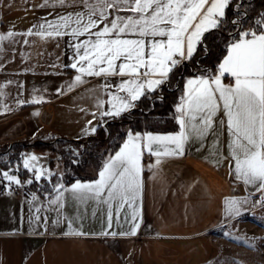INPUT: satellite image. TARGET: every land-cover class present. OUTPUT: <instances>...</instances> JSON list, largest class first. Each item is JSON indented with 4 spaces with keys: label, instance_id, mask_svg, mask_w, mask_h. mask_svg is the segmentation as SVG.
Returning <instances> with one entry per match:
<instances>
[{
    "label": "snow or ice",
    "instance_id": "1",
    "mask_svg": "<svg viewBox=\"0 0 264 264\" xmlns=\"http://www.w3.org/2000/svg\"><path fill=\"white\" fill-rule=\"evenodd\" d=\"M79 2L86 11L69 12L55 21H46L47 28L41 24L39 32L33 33L30 28L22 35L73 38L69 42L72 56L64 67L74 69L77 74L67 85L68 90L84 84L85 77L105 80L101 87L108 99L97 98L100 119L93 113L96 126L88 121L89 128L83 130L85 134L96 133L97 127L103 126L100 120L106 124L107 118L115 120L129 113L136 107V102L147 98L149 93L162 92L170 76L195 56L211 54V46L206 41L214 31H223L226 24H230L233 31L227 34L226 54L216 70L205 69L186 78L172 115L178 131L167 134L128 131L119 150L103 164L97 180L90 183L77 181L70 188H65L62 183L54 184L53 191L57 195L49 201L50 205H57L59 211L63 207L64 192H71L81 203L94 201L97 207L106 206V227L99 235L113 238L136 236L141 228L137 204L144 187V154L156 158L155 165H148L152 169L164 158L185 157L193 148L199 152L205 147L207 138L217 144L213 152L215 164L219 166L226 162L235 180L252 186L255 193L261 194L256 204L264 203V11L257 13V18L244 27L245 21L251 19L245 0ZM48 3L49 0H44L40 7ZM66 3L75 4L77 0H53V5L64 6ZM228 11H233L234 18H228ZM121 12L127 14L120 15ZM14 35L21 33L9 31L6 35L0 34V40ZM113 77H118L119 83H109ZM229 77L233 83H223ZM57 93L63 94V90L58 88ZM41 102L42 96L17 101L20 106ZM105 103L108 107L102 110ZM4 107L6 111L10 110L6 105ZM32 115L38 116L39 112ZM222 134L227 135L226 154L221 151ZM23 155V168L33 173L32 178L21 181L9 168L0 170V183L7 181L10 188L13 184H32L54 175L37 166V155ZM246 203L248 197L228 199L226 214L241 216L242 206ZM125 208L132 209L130 216H124L129 227L127 231L117 232L113 230V221L115 219V223L120 224ZM39 212L37 208L29 217L30 225L39 223ZM92 215H96L95 210ZM59 222L58 219L53 223ZM67 226L69 231L63 233L65 236L94 235L73 228L71 221H67Z\"/></svg>",
    "mask_w": 264,
    "mask_h": 264
},
{
    "label": "crops",
    "instance_id": "2",
    "mask_svg": "<svg viewBox=\"0 0 264 264\" xmlns=\"http://www.w3.org/2000/svg\"><path fill=\"white\" fill-rule=\"evenodd\" d=\"M42 4L44 0H0V20L3 15L5 22L0 26V33H21L6 38L4 44L7 70L1 74L0 86L8 92L0 95V146L9 147L23 141L77 143L92 136L83 130L89 128L88 121L96 126L93 113L100 119L97 98L108 99L101 87L105 83L102 77H85L84 84L68 90L67 85L77 74L74 69L64 67L72 56L69 42L73 38L22 35L30 28L33 33L39 32L41 24L47 28L46 21L77 12L81 3L78 4L77 0L75 4L60 6L49 0L47 6L40 7ZM33 38H36L37 50L32 49L33 56L23 55L22 47ZM14 61L17 63L13 64ZM20 68L25 70L19 71ZM13 76L15 90L12 88L14 83H9ZM189 77L193 76L186 78ZM108 82L115 85L119 78H110ZM223 83L230 84L233 80L229 77ZM58 88L63 90V94L57 93ZM41 96L43 102L38 104L20 106L17 103L18 100L28 101ZM7 101L10 110L6 111L4 102ZM107 107L105 103L102 110ZM33 112H39V115L34 116ZM102 123L104 121L100 120ZM220 140L223 142L221 151L226 154L227 135L222 134ZM216 147L215 140L207 138L205 147L199 152L193 148L185 157L164 158L152 169L148 165H155L156 158L144 154V187L137 204L141 228L136 236L113 238L99 235L106 227V206L97 207L94 201L81 203L71 192H64L63 207L57 211L58 206L49 203L56 192L47 195L32 190L28 192L22 186L13 190L7 184L1 186L0 264H214L220 257V249L214 244V233L241 216L264 207V203L256 204L261 194L255 193L252 186L235 180L226 162L219 166L215 164L213 152ZM54 152L59 155L58 151ZM102 166L90 178L76 179L63 185L70 188L77 181L94 182L99 178ZM234 197H248L239 217L226 214V201ZM37 208L40 209V221L30 225L29 217ZM93 210L96 211L95 216L92 215ZM131 212L132 209L125 208L119 225L114 219L113 230L127 231L129 225L124 216H130ZM65 218L71 221L73 228L94 235H63L69 231ZM58 219L59 223H53Z\"/></svg>",
    "mask_w": 264,
    "mask_h": 264
},
{
    "label": "trees",
    "instance_id": "3",
    "mask_svg": "<svg viewBox=\"0 0 264 264\" xmlns=\"http://www.w3.org/2000/svg\"><path fill=\"white\" fill-rule=\"evenodd\" d=\"M251 6L250 8L248 6ZM245 7L251 19L245 21L244 27H248L252 21L257 18V13L264 11V0H245ZM228 18H234L233 11H228ZM3 15L0 20V26L4 25ZM233 31L230 24L224 26L223 31H214L212 35L207 36L206 43L211 46V54L197 55L192 61L186 62L183 67L179 68L174 75L170 76L169 81L163 86L162 92L150 93L147 98H141L136 102V107L131 109L129 113L122 114L120 118L115 120L108 118L107 123H102V127H97L96 133L90 137L82 138L77 143L86 141L83 145L81 154L73 153L70 159L69 167L76 173L71 177H65L59 180V183L67 184L76 179H87L95 175L102 164L116 151L120 144L127 137V132H171L178 127L172 118L174 106L179 102V97L184 90L183 80L188 76H194L198 72L205 69L214 72L218 66L220 58L224 54L225 40L228 39V32ZM207 35V34H206ZM215 37V39H214ZM20 59V57H19ZM20 65V64H19ZM17 70V69H16ZM25 70L23 68L18 69ZM60 144H70L63 140H57ZM55 144V142L53 143ZM52 144H44L41 142L23 141L22 143H13L9 147L0 146V170L12 169V174L18 178L25 176L26 172L20 167V159L22 155L29 151H42L52 149ZM104 150L99 152V149ZM75 161V162H74ZM51 162V161H50ZM82 163V164H80ZM91 165L93 173L91 175L82 176L79 173L83 166ZM73 171V172H74ZM79 173V174H78ZM57 176V175H55ZM55 177L49 181H42L40 185L30 184L23 187L26 191H36L51 195L54 193L53 184L56 182ZM5 181L0 183L5 186ZM15 185H11L13 190Z\"/></svg>",
    "mask_w": 264,
    "mask_h": 264
},
{
    "label": "rangeland",
    "instance_id": "4",
    "mask_svg": "<svg viewBox=\"0 0 264 264\" xmlns=\"http://www.w3.org/2000/svg\"><path fill=\"white\" fill-rule=\"evenodd\" d=\"M79 3L80 2L78 0V4ZM77 9V12L86 11L82 3L78 5ZM119 14L126 15L127 13L121 12ZM33 40L34 44L32 45L31 43ZM33 40L30 39L28 41V44L22 47L21 52L23 55H32V49H34V51L37 50L38 46L36 44V38H33ZM4 44L5 39L0 40L1 80L2 72H5V70H7V64H5L7 59L4 53ZM16 63V61L13 62V64ZM14 79L15 76L12 77L13 81ZM13 81L11 82L14 83L12 85V88L13 90H15V81ZM5 92H8L6 91V88L0 86V93L5 94ZM4 105L8 107V101L4 102ZM56 141H54L55 144H53L54 142L51 143V151H29L24 153L35 154L39 157L37 166L54 173L52 177H55L57 179H55L56 182L54 184L59 183L58 181L61 180L62 177H71L76 173L69 167V164L71 163L70 159H72L71 155L73 153H77L80 155L82 149L84 148L83 145H85L86 142L82 141L78 145H76L75 143H71V148H68L69 144H60V142ZM44 144H47V142H44ZM102 150H104V147L103 149H99V152ZM54 151H58L59 155ZM23 159L24 155H22L20 159V167L26 172V174L19 179L21 181H27L29 178H32L33 173L23 168ZM79 173H81L82 176L91 175L93 173V168L90 164H88L87 166H83ZM50 179L42 178L40 181H34L32 184L40 185L42 181H49ZM5 183L8 185L7 181H5ZM29 185L30 184L24 183L21 186L27 187ZM21 186L15 185V188H20ZM214 244H216V246H218L220 249V257L214 262V264H264V207L253 210L251 213L236 219L226 228L216 231L214 233Z\"/></svg>",
    "mask_w": 264,
    "mask_h": 264
}]
</instances>
